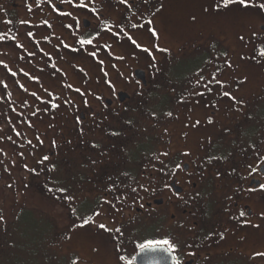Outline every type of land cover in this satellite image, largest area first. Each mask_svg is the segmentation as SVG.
Instances as JSON below:
<instances>
[{"label":"flooded vegetation","instance_id":"flooded-vegetation-1","mask_svg":"<svg viewBox=\"0 0 264 264\" xmlns=\"http://www.w3.org/2000/svg\"><path fill=\"white\" fill-rule=\"evenodd\" d=\"M192 1L162 0L165 7L155 26L162 32L161 47H168L170 54L153 51V61L123 33L114 35L123 28L150 47V34L131 25L151 18L152 4L129 0V9L119 0H84L89 6L85 9L76 6L81 0L71 4L61 0H0V109L5 118L13 120L6 127L9 134L30 135L22 151L42 180V196L47 197L49 184H63L60 176L74 181L86 170L78 213L97 206V201L111 202L103 205L102 214L89 227L91 264H134L139 243L165 238L177 246L171 252L174 264H264V259H250L253 252L264 251V219L260 218L264 193L246 191L257 179L264 183V177L248 174V165L259 160L257 153L264 155V57L258 54L264 42V20L255 23L240 41L242 34L228 35L218 30L215 19L208 20L209 14L223 13L225 7L216 8L219 0H200L204 15L196 23L191 22V11L187 10ZM53 5L70 15L58 14ZM93 7L98 16L89 11ZM182 8L183 18L177 20ZM109 25L111 31L107 30ZM253 32L260 35L253 37ZM91 37H95L92 45L78 43ZM212 43L220 52L226 49L235 66L222 79L236 88L238 80L247 75L248 83L235 93L243 104L233 105L217 94L218 89L208 93L202 85L196 90L205 91L204 96L190 94L196 79L193 73L203 61L210 59L216 65L223 60L217 59ZM93 51L97 52L95 58L90 55ZM119 56L124 59H117ZM153 63L159 72L150 67ZM211 71L213 66H207L204 75ZM109 80L115 91L106 83ZM164 87L168 94L160 92ZM77 88L84 95L76 92ZM166 100L167 110H154L157 118H152L151 133L135 126L144 106L149 111L154 109L150 103ZM52 104L59 107L52 108ZM169 110L172 117L164 115ZM196 120L200 123L195 128L186 127ZM112 131L120 135L112 136ZM244 134L259 135L263 148L243 161H234L235 146ZM166 151L169 156L159 155ZM184 152L189 155L184 156ZM153 153L167 165L163 171H159L163 166ZM44 156L49 159L45 161ZM175 163H182L183 170L169 174ZM165 183L171 187L164 188ZM242 210L250 212V217L237 219ZM243 219L261 227L244 226ZM99 223L112 231L99 229ZM116 228L122 231L118 233Z\"/></svg>","mask_w":264,"mask_h":264},{"label":"rangeland","instance_id":"rangeland-1","mask_svg":"<svg viewBox=\"0 0 264 264\" xmlns=\"http://www.w3.org/2000/svg\"><path fill=\"white\" fill-rule=\"evenodd\" d=\"M255 3H264V0H255ZM202 6L200 0L192 1L187 7L191 11L190 16L202 19ZM183 14L182 8L176 14L177 20L183 18ZM263 17L264 10L259 7L244 8L238 4L236 8H225L218 16L209 14L208 20L215 19L219 23L218 30L228 35L233 32L247 35L255 23L264 20ZM160 92L168 94L167 87L161 88ZM166 101L150 103L154 109L149 107V111L167 110ZM147 109L144 106L141 119H136L135 126L144 133H151L153 119ZM12 123L13 120L5 118L0 109V214L4 216L0 223V264H71L73 259H77L78 264H91V224L83 229H74L73 224L80 221L69 212L71 207H77L83 201L81 195L87 171L80 172V177H74V181L68 176L59 177L63 181L61 186L70 189L77 197L75 201L64 199V193L55 191L59 185L52 184L48 189L53 191L47 190V197H43L42 180L32 171L34 164L22 151V144L30 135L9 134L6 127ZM257 138L260 136L256 134L241 135L235 154L231 155L234 161H243L246 156L250 157L249 154L262 149L263 145ZM20 160L24 161L23 165ZM34 221L41 226L35 225Z\"/></svg>","mask_w":264,"mask_h":264},{"label":"snow or ice","instance_id":"snow-or-ice-1","mask_svg":"<svg viewBox=\"0 0 264 264\" xmlns=\"http://www.w3.org/2000/svg\"><path fill=\"white\" fill-rule=\"evenodd\" d=\"M61 2H67L69 4L72 3V0H61ZM142 3L144 4H152L153 7V11L150 12V16L151 18L148 19L145 23H141V24H132L131 27L132 28H139V29H144L147 33L150 34L151 38H152V44L150 47H146L144 46L142 43L138 42V39L135 38L133 35H129L127 32L124 31L123 28L119 29V31L117 33H114V35L119 36L121 33H123V35L126 37V39L130 42V44L132 46H134L137 49H140L141 51L148 53V55L152 58L153 61H155V56L153 55V51L155 52H159V53H169L170 54V49L168 47H161L159 41L161 39L162 36V32L161 30L155 26L156 24V17L159 13H161L164 10V3L162 2V0H155V2L153 3V0H141ZM119 3L122 5H125L126 7H128L129 9L132 8V5L129 3V0H119ZM230 4H239L241 7L244 8H248V7H259L261 10H264V3H259L256 4L255 0H219V2L216 5V8L219 9L220 7H225L227 8ZM158 5V6H157ZM77 7H81V8H85L88 9L89 6L87 3H84V0H81V2L76 5ZM29 11H31V8L29 7ZM53 11L57 12L60 15H70V13H64L62 11H60V9L56 8L55 5H53ZM89 11H91L94 15L98 16L97 10L96 8H90ZM208 9L205 8L204 12H207ZM190 20L192 23H196L197 21V17L195 15H192L190 17ZM7 23H11V21H7ZM21 23H27V21H21ZM48 22L45 21V24H47ZM102 23H105L104 21H102ZM147 25V27H146ZM69 27H71V25H69ZM77 27H79V21H77ZM107 30L111 31V26H107ZM29 36L32 35L31 32L28 33ZM96 35L98 36L99 33H96ZM258 35H260L259 33L253 32L252 36L253 37H257ZM3 37L0 36V39H2ZM95 39V37H91L88 39H79L78 43L80 45H92L93 44V40ZM238 39L240 41H244L245 37L243 35L239 36ZM18 47H23V45H18ZM64 47L68 48L70 47L69 45H64ZM211 49L213 50L214 53L217 54V59H219L220 57H223V60L221 63L213 65V61L212 60H205L203 61V65L200 66L194 73L193 75L196 77L194 84H193V91L190 93L191 95L194 96H204L205 95V91L208 93H212L214 91V89H218L217 94L221 97L227 98V100L231 101L233 103V105L236 104H243L244 101L242 99H240L235 93L239 91L240 86H243L245 84L248 83V77L247 75H245L242 79L238 80L237 83V87L233 88L231 83L227 80V79H222L221 77L224 76V73L227 72L228 70H235V66L233 64V62L231 61V59L228 57V52L225 49L223 52H220V50L216 47L215 43L210 44ZM73 51H76V49H72ZM258 54L261 57H264V42H262L261 46L258 48ZM29 55H32V53H29ZM90 55L92 57H96L97 56V52L93 51L90 53ZM117 59L119 60H123L124 57L123 56H119L117 57ZM241 59H245V57L241 56ZM2 63V62H0ZM99 63L103 64V61H99ZM207 66H213V71H211L208 76H205L204 73L206 71ZM5 68H7V65H4ZM150 67H153L156 69L157 72L160 71V69L156 66L155 63H153L152 65H150ZM13 76L16 75L15 72L11 73ZM25 75H27V73H25ZM105 76H107V73H104ZM122 75V74H121ZM106 83L108 84L109 88L112 89L113 91H115V85L109 80L106 81ZM137 83L139 84V81H137ZM197 85H202L205 91H197L196 90V86ZM5 87H7V85H5ZM21 88H23V85H20ZM67 87L71 88L72 85H67ZM76 92L81 93V95H84V93L81 92V90L79 88L75 89ZM32 95H35V93H33ZM51 95V94H50ZM2 99V98H0ZM97 99H100V97H97ZM70 102V101H69ZM198 103V101H197ZM84 104L85 106H87L88 101L85 99L84 100ZM59 105L58 104H52V108H58ZM35 114V113H34ZM164 115L166 117H172L173 116V112L171 110L167 111L164 113ZM150 116L152 118H157V113L155 111L150 112ZM77 123L79 124L81 122L80 117H77ZM249 119H251V117H249ZM209 123H212L211 118H209L208 120ZM127 123L129 125L132 124V121L129 120L127 121ZM200 121L196 120L195 122H190L189 124H186V127H192L195 128L197 125H199ZM165 131H167V129H165ZM18 136L20 135L19 132L16 133ZM112 136H119L120 132L118 131H112L111 132ZM186 135V134H185ZM37 139H39V137H37ZM28 143L30 144L31 141H28ZM40 143H43V141H40ZM53 145L55 146V141H53ZM93 147H98V145H93ZM159 155L162 156H169L170 153L169 152H163L160 153ZM159 155H156L155 153H153V157L158 160L160 162V164L163 166L159 169V171H163L164 168L167 167V165H164V162L162 160L159 159ZM184 156L189 155L188 152H184L183 153ZM257 155L259 156V160L258 162L253 166V165H248L249 168V176H258V177H264V155H259L257 153ZM215 158V157H213ZM43 159L46 161L49 159L48 156H44ZM93 164L96 163V161H92ZM25 167L27 168V165H25ZM53 170L55 169V165L52 166ZM175 170H183V166L182 163H175L174 168L169 170V174H174ZM35 171V170H32ZM123 175L127 176L129 175L127 172L122 173ZM8 187H11V185H8ZM171 186L167 183L164 184V188H170ZM140 188H142L144 191H148V189L144 186V185H140ZM49 191H53V189H48ZM55 191L60 192V193H64V199L68 200L69 202H73L77 199V197L71 193L70 189H68L65 186H59L55 189ZM133 192H136L137 189L133 188L132 189ZM246 191L253 193V192H261L264 193V183L260 182L259 179H257L256 181V185L255 186H250L246 189ZM110 205L111 202L108 200H103L101 201H97V206L92 207L91 209L85 211L82 214L78 213V209L76 207H71L70 211L73 215H77L78 216V220L80 221L79 223H74L73 224V228H85L90 224H95V217H99L102 214V210H103V205ZM112 207H115L114 205H111ZM141 207H143V204L140 205ZM251 213L250 212H246V211H240L239 213V217L237 219L240 218H244V217H250ZM260 218L264 219V211H262L260 213ZM4 221V216L2 214H0V223H2ZM242 224L244 226H250L252 228H256L259 229L261 227L260 224H253L251 219H243L242 220ZM97 227L105 232H111L112 229H109L107 227L106 224L104 223H99L97 225ZM116 232L120 233L122 230L120 228H116L115 229ZM71 237H69L70 239ZM223 234H221V239H223ZM162 246H167L166 250L169 252H174L177 250V246L175 243H173V241H171L168 238L165 239H146L144 240V242L139 243L137 245V247L141 250V252L145 253L146 255L148 253L154 252L158 249H160ZM94 251L98 252L99 249H94ZM190 255H194V253H191ZM257 258L260 259H264V251H255L253 252V254L251 255L250 259L251 260H256ZM119 259L123 260L124 257L120 256ZM71 264H78V260L77 259H73L71 261Z\"/></svg>","mask_w":264,"mask_h":264},{"label":"water","instance_id":"water-1","mask_svg":"<svg viewBox=\"0 0 264 264\" xmlns=\"http://www.w3.org/2000/svg\"><path fill=\"white\" fill-rule=\"evenodd\" d=\"M134 264H174V257L163 246L147 255L139 250L134 259Z\"/></svg>","mask_w":264,"mask_h":264},{"label":"trees","instance_id":"trees-1","mask_svg":"<svg viewBox=\"0 0 264 264\" xmlns=\"http://www.w3.org/2000/svg\"><path fill=\"white\" fill-rule=\"evenodd\" d=\"M27 214H29V213H27ZM34 223H35V225H37V226H41L40 223H38L37 221H36V222L34 221Z\"/></svg>","mask_w":264,"mask_h":264}]
</instances>
